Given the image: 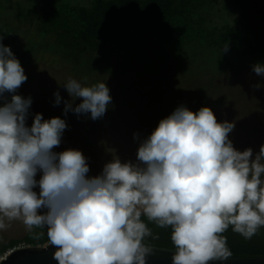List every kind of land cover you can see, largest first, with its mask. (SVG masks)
Instances as JSON below:
<instances>
[{
	"label": "clouds",
	"instance_id": "clouds-1",
	"mask_svg": "<svg viewBox=\"0 0 264 264\" xmlns=\"http://www.w3.org/2000/svg\"><path fill=\"white\" fill-rule=\"evenodd\" d=\"M253 70L264 76V65ZM26 80L11 48L0 43V98L13 94L0 106V230L5 218L22 220L29 231L46 228L58 264H146L150 249L142 240L151 231L144 215L173 229L172 264H209L232 255L222 236L230 225L245 239L264 226V145L255 156L251 148L235 149L234 122H218L209 107L180 106L140 144L139 164L115 158L89 178L81 151H53L67 127L63 119L37 113L26 126L31 97L15 94ZM64 87L82 98L65 111L90 112L93 120L112 99L104 82L84 87L69 79Z\"/></svg>",
	"mask_w": 264,
	"mask_h": 264
},
{
	"label": "rangeland",
	"instance_id": "rangeland-1",
	"mask_svg": "<svg viewBox=\"0 0 264 264\" xmlns=\"http://www.w3.org/2000/svg\"><path fill=\"white\" fill-rule=\"evenodd\" d=\"M91 1L0 0V25L15 34V39L1 35L0 43L10 41L12 45L13 39L19 43V62L27 76L15 94L32 100L26 126L31 127L37 113L44 120L59 117L67 125L54 152L81 151L90 169L89 178L99 176L115 158L139 164L140 144L180 106L193 112L209 107L218 122H234L229 139L235 149L251 148L254 156L259 152L264 145V76L257 75L253 66L264 65V60L243 59L203 46L176 49L158 43L153 35L142 39L131 28L115 33L98 51L85 52L73 66L64 55H55L58 48L53 34L45 38L40 34L41 17L43 11L58 4L89 7ZM237 13L225 0H217L202 16L208 27L219 28ZM69 79L84 87L106 84L112 99L101 118L93 120L90 112L65 111L67 103L75 108L82 102L64 87ZM12 95L4 93L0 106ZM41 176L38 171L35 179L39 181ZM33 190L40 192L38 185ZM5 223L7 227L0 230L1 243L22 239L29 232L22 220L5 218Z\"/></svg>",
	"mask_w": 264,
	"mask_h": 264
},
{
	"label": "trees",
	"instance_id": "trees-1",
	"mask_svg": "<svg viewBox=\"0 0 264 264\" xmlns=\"http://www.w3.org/2000/svg\"><path fill=\"white\" fill-rule=\"evenodd\" d=\"M216 1L92 0L89 7L64 3L43 11L38 30L44 38L55 36V55H64L73 66L78 65L77 60L85 52L98 51L115 33L131 28L142 39L153 35L158 43L176 49L203 46L243 59L264 60V0H225L238 13L230 23L212 28L205 24L202 13ZM8 30L0 25V37L15 39L14 32ZM261 179L264 180V174ZM140 219L151 231L143 238V245L176 250L171 226L159 227L144 215ZM222 236L232 253L229 258H264V226L251 239L234 232L231 225ZM20 241L30 246L49 243L47 230L33 228L22 239L4 244L0 251Z\"/></svg>",
	"mask_w": 264,
	"mask_h": 264
},
{
	"label": "water",
	"instance_id": "water-1",
	"mask_svg": "<svg viewBox=\"0 0 264 264\" xmlns=\"http://www.w3.org/2000/svg\"><path fill=\"white\" fill-rule=\"evenodd\" d=\"M144 246L150 249L146 264H172L176 250L153 245ZM55 251L56 248L49 243L46 246H31L13 252L1 264H58V261L53 259ZM209 264H264V258H228L225 261H209Z\"/></svg>",
	"mask_w": 264,
	"mask_h": 264
},
{
	"label": "built area",
	"instance_id": "built-area-1",
	"mask_svg": "<svg viewBox=\"0 0 264 264\" xmlns=\"http://www.w3.org/2000/svg\"><path fill=\"white\" fill-rule=\"evenodd\" d=\"M48 243H45L41 246H46ZM31 247L30 245L24 243V242H17L11 246H8L7 248H5L4 250L0 251V264L6 260L13 252L18 251V250H22L25 248H29Z\"/></svg>",
	"mask_w": 264,
	"mask_h": 264
},
{
	"label": "flooded vegetation",
	"instance_id": "flooded-vegetation-1",
	"mask_svg": "<svg viewBox=\"0 0 264 264\" xmlns=\"http://www.w3.org/2000/svg\"><path fill=\"white\" fill-rule=\"evenodd\" d=\"M14 42V44L11 45L10 41H8L9 43L7 44V42L4 44L5 46H9L12 49L13 54L15 55V57L19 60L20 55L18 53L19 51V43L15 42V40H12Z\"/></svg>",
	"mask_w": 264,
	"mask_h": 264
},
{
	"label": "crops",
	"instance_id": "crops-1",
	"mask_svg": "<svg viewBox=\"0 0 264 264\" xmlns=\"http://www.w3.org/2000/svg\"><path fill=\"white\" fill-rule=\"evenodd\" d=\"M10 241H11V240H10ZM4 244H7V243H1V241H0V248H1Z\"/></svg>",
	"mask_w": 264,
	"mask_h": 264
}]
</instances>
